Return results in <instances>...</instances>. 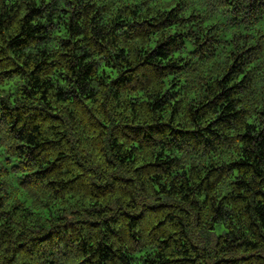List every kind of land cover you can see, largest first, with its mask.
Instances as JSON below:
<instances>
[{
  "label": "clouds",
  "instance_id": "obj_1",
  "mask_svg": "<svg viewBox=\"0 0 264 264\" xmlns=\"http://www.w3.org/2000/svg\"><path fill=\"white\" fill-rule=\"evenodd\" d=\"M0 264H264V0H0Z\"/></svg>",
  "mask_w": 264,
  "mask_h": 264
}]
</instances>
